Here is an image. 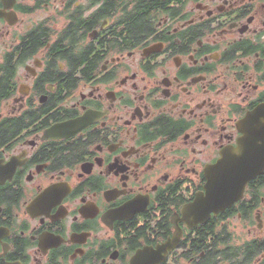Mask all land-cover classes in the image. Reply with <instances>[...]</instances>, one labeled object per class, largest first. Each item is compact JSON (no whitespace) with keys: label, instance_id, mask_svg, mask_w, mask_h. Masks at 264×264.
<instances>
[{"label":"flooded vegetation","instance_id":"af4514ba","mask_svg":"<svg viewBox=\"0 0 264 264\" xmlns=\"http://www.w3.org/2000/svg\"><path fill=\"white\" fill-rule=\"evenodd\" d=\"M262 105L264 0H0V264H264V168L203 199Z\"/></svg>","mask_w":264,"mask_h":264},{"label":"water","instance_id":"95a60500","mask_svg":"<svg viewBox=\"0 0 264 264\" xmlns=\"http://www.w3.org/2000/svg\"><path fill=\"white\" fill-rule=\"evenodd\" d=\"M239 130L243 136L238 147L226 150L222 159L208 172L207 195L203 199L210 210L224 211L230 207L246 184L264 168V105L249 113L239 124ZM179 239L158 246L161 248L154 251L158 256L154 257L152 264H160ZM143 253L145 251L137 254L133 264H137Z\"/></svg>","mask_w":264,"mask_h":264}]
</instances>
